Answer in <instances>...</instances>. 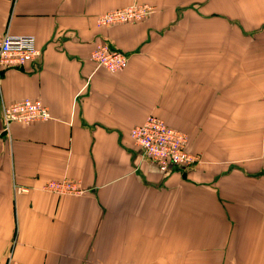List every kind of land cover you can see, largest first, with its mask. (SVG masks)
I'll return each mask as SVG.
<instances>
[{
    "label": "crops",
    "instance_id": "0c3cea01",
    "mask_svg": "<svg viewBox=\"0 0 264 264\" xmlns=\"http://www.w3.org/2000/svg\"><path fill=\"white\" fill-rule=\"evenodd\" d=\"M133 2L154 10L95 25ZM5 31L41 53L1 73L0 109L37 98L50 118L0 139V263L264 264V0H0ZM95 40L125 66L95 69ZM147 115L198 162L160 171L128 135Z\"/></svg>",
    "mask_w": 264,
    "mask_h": 264
},
{
    "label": "built area",
    "instance_id": "2783aa9c",
    "mask_svg": "<svg viewBox=\"0 0 264 264\" xmlns=\"http://www.w3.org/2000/svg\"><path fill=\"white\" fill-rule=\"evenodd\" d=\"M153 7L145 3H131L124 7L109 9L95 17L97 27L121 23H137L153 12ZM41 50L36 46L31 34H13L5 31L0 36V75L9 68L23 67L34 62ZM89 58L95 69L109 73L121 70L126 64V55L106 43L95 40L89 52ZM50 118L47 107L37 98L22 97L0 109V139L8 138L11 123H34ZM128 135L139 147L142 154L152 160L162 172L169 167L184 169L198 162L197 154L188 151L185 132L172 128L154 115H147L142 122L132 126ZM261 144L264 146V121L261 129ZM16 192L25 191L24 187L14 185ZM42 189L56 195L78 194L76 183L66 179L49 180ZM0 264H19L10 254ZM124 264V263H114Z\"/></svg>",
    "mask_w": 264,
    "mask_h": 264
},
{
    "label": "rangeland",
    "instance_id": "374dc122",
    "mask_svg": "<svg viewBox=\"0 0 264 264\" xmlns=\"http://www.w3.org/2000/svg\"><path fill=\"white\" fill-rule=\"evenodd\" d=\"M133 3H136V2H133Z\"/></svg>",
    "mask_w": 264,
    "mask_h": 264
}]
</instances>
